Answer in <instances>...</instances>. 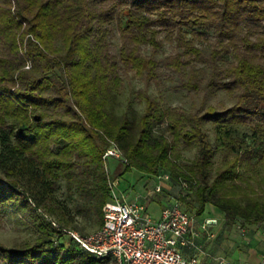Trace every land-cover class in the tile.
Here are the masks:
<instances>
[{"label": "trees", "instance_id": "trees-1", "mask_svg": "<svg viewBox=\"0 0 264 264\" xmlns=\"http://www.w3.org/2000/svg\"><path fill=\"white\" fill-rule=\"evenodd\" d=\"M131 72L144 105L133 120L113 110ZM164 75L203 97L162 106L149 89ZM215 91L233 104L208 103ZM111 142L122 173L168 171L197 214L211 203L229 221L264 219V0H0V214L29 207L35 230L0 243V264H109L57 241L77 228L55 194L64 180L100 226Z\"/></svg>", "mask_w": 264, "mask_h": 264}, {"label": "rangeland", "instance_id": "rangeland-1", "mask_svg": "<svg viewBox=\"0 0 264 264\" xmlns=\"http://www.w3.org/2000/svg\"><path fill=\"white\" fill-rule=\"evenodd\" d=\"M114 43H118V35L113 38ZM170 51V46L164 43L161 50V55H166ZM28 67V65H25ZM176 83L175 78H168L162 76L158 84L152 83L149 91L158 97L162 106H176L191 109L194 104L203 97L202 94H188L185 90H177L173 88ZM143 87V82L140 77L133 72L129 73L123 78V82L120 88L115 93V100L113 104V110L117 115H127L130 119H136L143 110V103L135 98V92ZM210 104H216L221 101L225 106H231L233 99L223 91L209 92L204 96ZM210 124H207L209 127ZM248 131L247 128L241 127L239 133ZM211 138L213 133L210 131ZM194 157V151H185L182 156V162H189ZM217 158V157H215ZM107 171L111 180H114L116 185L114 186L116 192H118L123 199L143 201L150 198L154 201H162L168 199V202L175 198L180 191V186L177 182L173 181L168 171H163L169 175V178L161 182V190L156 192L155 185L158 179L155 175L144 174L136 169H131L125 173H122L124 165L127 163L121 159H115L108 157L105 161ZM104 163V164H105ZM160 174H163L160 171ZM156 192V195H154ZM57 200L64 206L66 217L69 221V227L76 226V232L78 234L86 235L96 230L99 226L95 221V216L91 211L86 209V201L84 197L76 189L68 190L67 184L64 180L58 182V189L55 194ZM142 196H146L143 199ZM196 202L193 201V205L189 206L188 203L182 201L181 207L190 213L191 217L197 215L195 210ZM149 213L152 216H157V211L153 205L148 208ZM29 207L23 208L19 206L17 208H10L0 214V243L9 247L23 246L26 243H31L35 237V230L29 221L30 217ZM50 219L51 217H47ZM238 223L243 227L245 222L241 219H237ZM262 226H264V219L260 220ZM208 223V221H206ZM211 224V223H208ZM264 229V228H262ZM71 231H68L61 237H57V241L63 243L68 247H75V243L71 241ZM73 238V237H72ZM74 239V238H73Z\"/></svg>", "mask_w": 264, "mask_h": 264}, {"label": "built area", "instance_id": "built-area-1", "mask_svg": "<svg viewBox=\"0 0 264 264\" xmlns=\"http://www.w3.org/2000/svg\"><path fill=\"white\" fill-rule=\"evenodd\" d=\"M108 157L126 161L114 142L102 157L104 163ZM156 178L154 189L158 192L169 175L163 173ZM108 183L110 193L102 207V224L86 235L70 232L81 247L97 257L108 258L109 264L197 263L196 257H187L182 251L183 247L198 249L199 232L191 228L192 217L182 209L178 198L161 208L158 218H153L143 202L123 199L114 188L115 181L109 177ZM206 226L208 223L202 228ZM221 262L230 264L222 259Z\"/></svg>", "mask_w": 264, "mask_h": 264}, {"label": "crops", "instance_id": "crops-1", "mask_svg": "<svg viewBox=\"0 0 264 264\" xmlns=\"http://www.w3.org/2000/svg\"><path fill=\"white\" fill-rule=\"evenodd\" d=\"M142 197L146 198V196ZM173 200L174 197L169 202L167 198L162 201L147 198L142 202L146 205L147 211L149 206L153 205L157 216L152 217L158 218L161 208ZM208 220H215V223L208 224L206 229H203L202 225ZM191 228L199 232L196 239L199 247L198 249L183 247L182 251L187 257H196V264H225L221 259L230 264L264 262V229H262L264 226L260 220L255 223L245 222L243 227L237 220H227L223 211L211 203H206L203 212L192 217Z\"/></svg>", "mask_w": 264, "mask_h": 264}, {"label": "water", "instance_id": "water-1", "mask_svg": "<svg viewBox=\"0 0 264 264\" xmlns=\"http://www.w3.org/2000/svg\"><path fill=\"white\" fill-rule=\"evenodd\" d=\"M208 223H215V220H208Z\"/></svg>", "mask_w": 264, "mask_h": 264}]
</instances>
